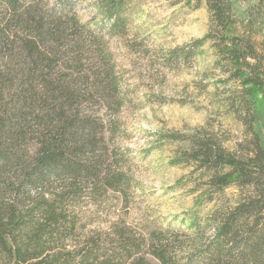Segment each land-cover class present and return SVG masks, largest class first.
<instances>
[{
	"label": "trees",
	"instance_id": "obj_1",
	"mask_svg": "<svg viewBox=\"0 0 264 264\" xmlns=\"http://www.w3.org/2000/svg\"><path fill=\"white\" fill-rule=\"evenodd\" d=\"M74 1L0 0V264H248V257L264 264V135L256 127L264 102V0H253L242 19L240 0H171L204 3L208 26L165 48L161 67L208 43L218 73L196 86L242 127V137L231 140L208 115L152 132L151 145L168 148V163L186 169L177 181L193 194L186 229L123 217L90 222L87 207L108 191L127 205L137 188L123 155L105 144L120 131L130 90L108 37L132 49L127 31L137 0H94L106 38L91 26L94 17L81 20Z\"/></svg>",
	"mask_w": 264,
	"mask_h": 264
},
{
	"label": "rangeland",
	"instance_id": "obj_2",
	"mask_svg": "<svg viewBox=\"0 0 264 264\" xmlns=\"http://www.w3.org/2000/svg\"><path fill=\"white\" fill-rule=\"evenodd\" d=\"M252 1L240 0L236 3L238 19L246 15ZM93 2L75 0L73 6L81 20L94 17L91 26L104 33L106 38L107 27L101 26V17L96 13ZM172 2L136 1L127 31V39L134 44L132 49L119 37L107 36L117 68L125 79L123 87L130 90L127 103L118 113L120 131L111 141L106 137L105 144L123 155L124 168L133 174L138 183L127 205L122 204L118 193L108 191L97 207L88 206L87 210L94 213L90 218L92 225L100 216L104 223L123 217L133 224L148 219L186 229L190 221L187 213L193 209V194L189 192L188 185H177L178 178L184 175L186 169L168 163V148L151 145L152 132L160 128H179L184 122L200 124L209 115L225 130V134L229 133L231 140L242 137L239 122L229 114L216 112L208 101V95L200 94L196 86L200 80L211 82V77H206V74L218 73L212 69L215 56L208 43L184 62L171 68L161 67L159 62L165 48L200 37L208 26L209 14L204 3L192 8L182 2ZM208 88L211 89L212 85ZM151 92L157 95V101H149L146 95L154 97ZM258 112L256 127L264 135V102L259 104ZM109 115L110 112L104 115L106 124V116ZM209 207L198 209L200 217ZM202 230L205 234L212 232L207 226H203ZM247 261L248 264H259L249 257Z\"/></svg>",
	"mask_w": 264,
	"mask_h": 264
}]
</instances>
